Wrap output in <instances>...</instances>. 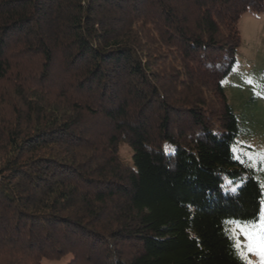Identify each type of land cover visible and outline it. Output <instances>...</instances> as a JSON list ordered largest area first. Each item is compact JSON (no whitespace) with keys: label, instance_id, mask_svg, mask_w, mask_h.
<instances>
[{"label":"trees","instance_id":"16d2710c","mask_svg":"<svg viewBox=\"0 0 264 264\" xmlns=\"http://www.w3.org/2000/svg\"><path fill=\"white\" fill-rule=\"evenodd\" d=\"M263 10L0 0V264H245L228 220L259 218L264 183L223 80Z\"/></svg>","mask_w":264,"mask_h":264},{"label":"rangeland","instance_id":"374dc122","mask_svg":"<svg viewBox=\"0 0 264 264\" xmlns=\"http://www.w3.org/2000/svg\"><path fill=\"white\" fill-rule=\"evenodd\" d=\"M239 30L241 45L236 64L224 78L223 85L240 124L235 150L253 162L258 178L264 183V10L244 13L239 20ZM6 105L3 103L2 107ZM118 151L124 162L133 163L132 148L127 142L121 141ZM237 184L227 183L226 187L233 188ZM126 249L132 248L126 246ZM244 254L252 264H262L259 256ZM70 259V256L60 261L45 259L42 264H68Z\"/></svg>","mask_w":264,"mask_h":264},{"label":"snow or ice","instance_id":"6c2138e0","mask_svg":"<svg viewBox=\"0 0 264 264\" xmlns=\"http://www.w3.org/2000/svg\"><path fill=\"white\" fill-rule=\"evenodd\" d=\"M234 155H240V153L237 152ZM237 191L238 188H232L233 193ZM228 224L226 234L231 233L229 238L233 241L232 246L236 248L240 258L245 259L244 252L248 256L255 254L260 257L262 264H264V208H262L261 215L256 220L249 221L231 217ZM224 225L225 222L222 221V227ZM245 264H252V262L246 260Z\"/></svg>","mask_w":264,"mask_h":264}]
</instances>
